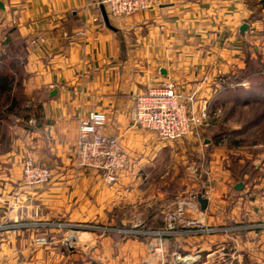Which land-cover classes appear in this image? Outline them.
Returning <instances> with one entry per match:
<instances>
[{
    "label": "crops",
    "instance_id": "1",
    "mask_svg": "<svg viewBox=\"0 0 264 264\" xmlns=\"http://www.w3.org/2000/svg\"><path fill=\"white\" fill-rule=\"evenodd\" d=\"M0 2V62L11 58L21 67L14 73L20 92H11L16 106L7 109L10 101L0 110L6 115L0 116V264H160L155 245L172 262L177 251L211 264L237 232L260 235L264 252V230L249 225L264 221V156L237 155L236 164L246 160L237 173L228 163L242 148L230 139L237 129L199 150L209 161L201 189L190 194V174L174 192L161 172L169 153L190 170L192 134L163 141L133 124L136 95L170 81L189 111L207 106L214 117L209 128L223 125L227 84L264 45L262 0H153L122 17L109 16L100 0ZM100 16L105 27L94 20ZM96 111L107 114L104 133L118 137L128 154L114 183L78 165L80 120ZM27 157L52 170L46 185L24 184ZM169 213L178 215L175 232L161 234ZM190 221L220 230L187 232ZM243 240L240 248H254Z\"/></svg>",
    "mask_w": 264,
    "mask_h": 264
},
{
    "label": "built area",
    "instance_id": "2",
    "mask_svg": "<svg viewBox=\"0 0 264 264\" xmlns=\"http://www.w3.org/2000/svg\"><path fill=\"white\" fill-rule=\"evenodd\" d=\"M100 3L105 7L109 16L122 17L150 8L153 0H100ZM94 20L105 27L102 16ZM40 40L44 41V38L41 37ZM210 119L211 115L206 105H203L199 112L189 111L170 81L151 86L146 91L137 94L135 98L133 124L155 133L163 141L181 139L204 125H210ZM106 122L107 114L101 111L92 112L88 117L80 120L76 147L78 165L99 170L108 183H114L119 173L126 168L128 154L118 137L104 133L103 128ZM22 174L24 184L29 187L46 185L52 178V170L36 162L32 157L24 159ZM177 218V213H169L167 228L160 233L175 232ZM219 230L220 228L206 225L201 221H190L187 228V232L199 231L205 234H213ZM120 231L132 234L141 233L139 230L123 229ZM153 252L159 257L160 264L179 262L192 264L199 258L198 256L184 258L174 251L172 252L173 262H169L160 245H155Z\"/></svg>",
    "mask_w": 264,
    "mask_h": 264
},
{
    "label": "rangeland",
    "instance_id": "3",
    "mask_svg": "<svg viewBox=\"0 0 264 264\" xmlns=\"http://www.w3.org/2000/svg\"><path fill=\"white\" fill-rule=\"evenodd\" d=\"M262 46H263L262 49H260L256 53L254 51V53H255L256 58H258L264 62V45H262ZM7 60H9V59H7ZM257 66H258L257 67L258 69L264 68L260 64ZM244 82H246V84H245L246 87H250L249 83L246 80H244L242 83H244ZM250 82L252 83L253 86H255V89H257V88L260 89V88H262L261 86H263L260 84L261 82L257 78H253L252 81H250ZM15 84L16 83L13 84V88H15L18 92H20V88L15 87L16 86ZM262 89H260V90H262ZM19 95L20 94H17V96H19ZM8 103H9V101L7 99L6 94L5 93L0 94V110L3 107H6L8 105ZM3 111H5V109ZM219 115H220L219 116L220 121L227 119V121H223L224 122L222 125L223 127L222 126H215V127L209 128V126L213 123V120H214L213 119L214 117L211 116V119H210L211 124L210 125H208V126L204 125V126L200 127L198 130H194L193 132L190 133V135L192 134L193 139H195V143L193 145L196 146V150H193L192 152H190L191 153V155H190V170L188 168L189 166L186 165L182 159H178L177 162L174 161L171 158L172 157L171 153H169L168 158L165 159V162H164L165 166L162 169L161 173H162V175L167 174L166 178L163 179V182H164L163 185L169 191L170 190H174V192L180 191L182 185L184 184L183 178L189 176V174H190V183H188V186H190V194H192L194 192H198L201 189L202 180L204 178V172H205L204 166L206 165V163H208L209 157H208L207 151H206V153L204 152L205 153L204 157H202V155L200 156L199 150L205 151L204 149L207 147V145H209L211 143V141L215 142V140L217 139V135L220 133L222 128H225V127H226V129L234 128V129H237L238 132H241V131H239L241 129L245 131L244 136H242L243 138H240L241 137L240 133H238V136H237V137H239V139H243L242 140V148L241 149L239 148L240 152L238 150L236 153L232 154L230 157V161H228V163L231 166L236 167L235 169H236L237 173L239 172V170H241V167L246 163V160H245V161L241 162V164H236L237 161H235V159H236L237 155L245 157L247 155L262 154L264 156V121L259 125L250 124V121L253 118H255L257 116L260 117V116L264 115V102L263 101L261 102V104L260 103H256V104L251 103L248 105H244L242 103H237L234 108H232V104L228 103L225 106V108H223L221 111H219ZM187 136L181 138V140L185 139ZM205 139L210 140V141H207L205 143ZM255 141H258L257 142V144H259L258 148H255L253 146ZM172 142H177V140L172 141ZM228 143H230V142L227 141V144ZM199 157H201V158H199ZM250 161H252V160L250 159ZM127 165H128V163H127ZM127 165H126V168H127ZM174 166H175V170H173ZM250 168H251V163H250ZM198 174H201L202 177H200L199 180H196L194 178V175L197 176ZM159 184L160 183H157V185H159ZM60 224H61V227L68 228V226L66 224H64V225L62 223H60ZM249 225H253L254 228H259L261 230H264V221L251 222ZM212 227L219 228L216 226H212ZM98 229L101 230L102 227H100ZM75 230L76 229H72V231H73L72 236L76 234ZM105 230L107 231V228ZM119 230H123V229L119 228ZM126 230H128V229H126ZM232 232L235 233V232H237V230L232 229ZM246 232L247 231H245V233ZM133 235H135V233ZM238 235H239V237H237ZM240 235H242V234H240L238 232L235 234L231 233L230 238H228V240H227L228 246H226V248L223 251H221L219 254H217V257L215 258V260L211 261L210 263L211 264H264V252H263V250H261V248L259 246V243H260V237L259 236L260 235H254L253 237H246V234H245V235H243L242 238ZM235 238H238L239 242L242 239H244L243 240L244 242H246V241H249L251 243L255 242L254 248L246 246L245 243L242 245L243 247L240 248L241 244L239 242H237ZM187 254H189V253H186L183 256H185ZM199 260H200V258H199ZM168 261L172 262L169 259H168ZM200 262H201V260L198 262V264H200ZM170 264H174V263H170Z\"/></svg>",
    "mask_w": 264,
    "mask_h": 264
},
{
    "label": "trees",
    "instance_id": "4",
    "mask_svg": "<svg viewBox=\"0 0 264 264\" xmlns=\"http://www.w3.org/2000/svg\"><path fill=\"white\" fill-rule=\"evenodd\" d=\"M261 55V54H260ZM262 59V58H261ZM261 65L264 67V62L260 59L253 57L250 53L248 54L246 58V66L242 69V71L239 73L237 77H233L230 81V84H227L228 88V98L226 99V102H224L222 107L225 108V106L230 103L232 104V108L235 107L237 103H242L244 105H248L251 103H260L264 102V68H257V65ZM21 67L20 64L15 59H9L6 61L0 62V94H6L8 101L10 102V105L7 109L13 110L16 106L17 101H15V97H11V92L13 90V84L15 82L14 73H20ZM253 78L259 79L261 82L260 84L262 90L255 89V86L252 85L250 81H252ZM246 80L250 87H246L242 85V82ZM0 116L6 117V115H3L0 113ZM223 121H227L223 120ZM264 121V115L257 116L253 118L250 121V124L252 125H259ZM222 126V125H221ZM223 127V126H222ZM241 132H238V130H232L231 134V141L235 145H242V140L237 137L238 133H240L241 137L244 136L245 131L239 130ZM229 129L222 128L220 131V135H223L225 133H228ZM236 134V135H235ZM258 141H255L254 144H257Z\"/></svg>",
    "mask_w": 264,
    "mask_h": 264
},
{
    "label": "water",
    "instance_id": "5",
    "mask_svg": "<svg viewBox=\"0 0 264 264\" xmlns=\"http://www.w3.org/2000/svg\"><path fill=\"white\" fill-rule=\"evenodd\" d=\"M262 3H264V0H262ZM0 8H4V5H3L2 2H0ZM105 15H106V13H105ZM106 19H107V15H106ZM248 28H249V25L247 23H243V25L240 28L241 33L242 34H245L246 31L248 30ZM242 187H243V184L241 182H238L235 185V188L236 189H242ZM198 201L200 202L202 209H206L207 208L208 200L204 196V193L203 192H201V193L198 194Z\"/></svg>",
    "mask_w": 264,
    "mask_h": 264
}]
</instances>
